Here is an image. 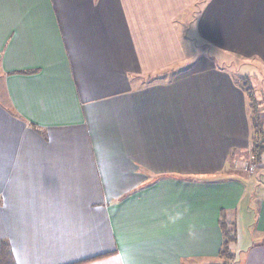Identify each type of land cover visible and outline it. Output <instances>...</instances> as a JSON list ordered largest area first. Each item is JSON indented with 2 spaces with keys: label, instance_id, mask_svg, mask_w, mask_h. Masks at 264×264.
<instances>
[{
  "label": "crops",
  "instance_id": "crops-1",
  "mask_svg": "<svg viewBox=\"0 0 264 264\" xmlns=\"http://www.w3.org/2000/svg\"><path fill=\"white\" fill-rule=\"evenodd\" d=\"M194 38L207 48L182 66ZM248 82L264 99V0H0V240L17 264H212L240 205L259 237L233 264H264Z\"/></svg>",
  "mask_w": 264,
  "mask_h": 264
},
{
  "label": "trees",
  "instance_id": "trees-1",
  "mask_svg": "<svg viewBox=\"0 0 264 264\" xmlns=\"http://www.w3.org/2000/svg\"><path fill=\"white\" fill-rule=\"evenodd\" d=\"M250 82L243 84L245 87V92L247 93V98L249 99V110L250 120L252 122V141L254 146V155L257 161H261L258 159L263 151H264V112L261 109V105L263 104V100H259L256 98L255 90ZM263 107V106H262ZM255 160V161H256ZM222 221L220 223L221 230L223 231V245L219 253V258L215 264H233L235 260V254L232 251V245L237 240V230L234 227L230 228V224L224 217L221 218ZM91 258L89 260L98 259ZM212 263V264H214ZM0 264H17L13 250L11 246L5 240H0Z\"/></svg>",
  "mask_w": 264,
  "mask_h": 264
},
{
  "label": "rangeland",
  "instance_id": "rangeland-1",
  "mask_svg": "<svg viewBox=\"0 0 264 264\" xmlns=\"http://www.w3.org/2000/svg\"><path fill=\"white\" fill-rule=\"evenodd\" d=\"M193 14H194V16L192 18L195 19L196 18L195 17V11H193ZM189 33H190V35L192 34L193 36H196L195 30L189 31ZM180 34L182 36V31L181 30H180ZM190 41L191 42H188V41H184V42H185L186 46H188V47H190V43H191V46L193 47V52L196 55H193V57H190V56L187 57L186 62L184 64H182V66L188 65V63H190L192 60L197 58L196 56L200 55V53H199L200 50L203 47H206L201 41H198V39L194 38V40L191 39ZM182 66L177 65V68H181ZM179 70H181V69H179ZM172 71H174V70H172ZM257 87L258 86H256V88ZM256 94L259 95V93H256ZM262 100H263V104L261 105V109L260 110H262L264 112V99H262ZM250 112H251V110H250ZM263 118H264V116H263ZM252 131H253V129L250 130L251 133H252ZM252 136H253V134H252ZM261 156H262L261 162L264 163V151H263ZM255 160L256 159H254V161ZM253 163L256 164V167L258 168V164L257 163H259V161L257 163L256 162H251V163L249 162V165H252ZM247 164L248 163H244V167H245L244 170L249 174V171L246 170L247 167H248ZM257 168H256V170H257ZM255 187L256 188H260V186H258L257 184H256ZM245 205L249 206L250 203L248 202ZM254 213H255L254 211L253 212L249 211L248 208H245L243 210V206L240 205L239 212L230 210V211H227V213H225V215L223 216L226 219V221H228L229 224L231 222V224L229 225L230 228L234 227V229L237 230V240L232 245V247H234L235 250L236 249L239 250V249L245 248L246 246H248L251 243L250 241L252 239H255L256 237H259L258 236V229L256 228L257 224L254 222L255 219L251 218L252 216H254Z\"/></svg>",
  "mask_w": 264,
  "mask_h": 264
},
{
  "label": "built area",
  "instance_id": "built-area-1",
  "mask_svg": "<svg viewBox=\"0 0 264 264\" xmlns=\"http://www.w3.org/2000/svg\"><path fill=\"white\" fill-rule=\"evenodd\" d=\"M248 166V167H247ZM247 169L246 170H248L249 171V174L250 175H252V174H255L256 172H257V170H256V164H252V165H249V163L247 164ZM245 168V167H244Z\"/></svg>",
  "mask_w": 264,
  "mask_h": 264
}]
</instances>
